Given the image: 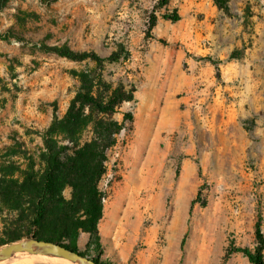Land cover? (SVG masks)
Returning <instances> with one entry per match:
<instances>
[{
    "label": "rangeland",
    "instance_id": "rangeland-1",
    "mask_svg": "<svg viewBox=\"0 0 264 264\" xmlns=\"http://www.w3.org/2000/svg\"><path fill=\"white\" fill-rule=\"evenodd\" d=\"M83 82L136 88L99 182V260L252 264L235 249L254 251L259 217L264 233V0H0V179L42 173L44 133ZM31 211L0 196V245Z\"/></svg>",
    "mask_w": 264,
    "mask_h": 264
},
{
    "label": "trees",
    "instance_id": "trees-1",
    "mask_svg": "<svg viewBox=\"0 0 264 264\" xmlns=\"http://www.w3.org/2000/svg\"><path fill=\"white\" fill-rule=\"evenodd\" d=\"M159 1L162 4L169 2ZM165 18L174 22L180 20L177 12ZM54 52L73 61L99 59L94 53L75 52L66 46L56 48ZM135 92L134 85L127 88L120 84L108 95H95L91 85L83 82L65 115L55 116L44 133L42 173L31 169L21 172L23 176L19 179L9 178L3 173L0 179L1 199L28 198L32 202V211L27 215L29 233L26 237L53 242L103 264L98 257L102 248L98 223L103 215L105 194L99 188V182L107 172L105 164L110 151L118 145L119 136L132 129V111L121 110L125 104L134 101ZM117 114H122L121 120L115 118ZM85 133L88 136L86 140L83 139ZM66 188L71 189L70 201L62 196ZM255 234L254 251L249 248L235 250L243 253L252 264H264L261 217ZM83 235L87 236L85 251L78 245ZM20 239L21 236L12 237L6 244ZM181 245H184V239Z\"/></svg>",
    "mask_w": 264,
    "mask_h": 264
},
{
    "label": "water",
    "instance_id": "water-1",
    "mask_svg": "<svg viewBox=\"0 0 264 264\" xmlns=\"http://www.w3.org/2000/svg\"><path fill=\"white\" fill-rule=\"evenodd\" d=\"M41 248L51 251L57 257L67 261L77 262L78 264H98L92 259L73 252L53 242L38 240L31 237H26L21 240L9 243L0 247V261L11 254H35Z\"/></svg>",
    "mask_w": 264,
    "mask_h": 264
},
{
    "label": "bare ground",
    "instance_id": "bare-ground-1",
    "mask_svg": "<svg viewBox=\"0 0 264 264\" xmlns=\"http://www.w3.org/2000/svg\"><path fill=\"white\" fill-rule=\"evenodd\" d=\"M0 264H78L54 255L51 251L41 248L35 254H11L4 257Z\"/></svg>",
    "mask_w": 264,
    "mask_h": 264
}]
</instances>
